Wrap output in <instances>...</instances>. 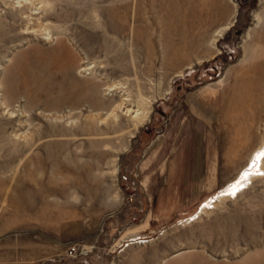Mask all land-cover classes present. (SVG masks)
Here are the masks:
<instances>
[{
    "label": "rangeland",
    "instance_id": "obj_1",
    "mask_svg": "<svg viewBox=\"0 0 264 264\" xmlns=\"http://www.w3.org/2000/svg\"><path fill=\"white\" fill-rule=\"evenodd\" d=\"M190 3L0 0V264H264V0ZM58 39L103 123L86 85L58 103Z\"/></svg>",
    "mask_w": 264,
    "mask_h": 264
},
{
    "label": "bare ground",
    "instance_id": "obj_2",
    "mask_svg": "<svg viewBox=\"0 0 264 264\" xmlns=\"http://www.w3.org/2000/svg\"><path fill=\"white\" fill-rule=\"evenodd\" d=\"M171 1V0H170ZM191 0H186V3H189L190 5H191ZM182 5V4H181ZM173 8V7H172ZM185 14V13H184ZM194 14V13H193ZM184 16V15H183ZM183 16H181V17H183ZM187 16V15H186ZM195 16V15H194ZM141 17V16H140ZM189 17V16H188ZM195 18V17H194ZM141 19V18H140ZM261 19H262V17H260V15H258V18H257V21H258V24H260V21H261ZM141 21V20H140ZM139 21V22H140ZM178 21V20H177ZM142 23V22H141ZM205 23V22H204ZM140 24V23H139ZM138 24V25H139ZM150 24V23H149ZM192 24H195L194 22L192 23ZM151 25V24H150ZM189 25V24H188ZM121 26V25H120ZM182 26H183V24H182ZM122 27H124V26H122ZM151 28V27H150ZM228 28V25H225L224 27H222L221 29H219V30H217L216 32H215V36H218V37H220L222 34H223V32H224V30H226ZM187 30V29H186ZM189 30V29H188ZM192 30V29H191ZM180 31V30H179ZM179 31H176V32H179ZM174 32V31H173ZM180 33V32H179ZM147 34V33H146ZM184 35V34H183ZM187 37V36H186ZM136 40V39H135ZM144 40V39H143ZM147 40V39H146ZM150 40V39H149ZM173 40V39H172ZM153 42H155V41H153ZM214 43V42H213ZM154 45V44H153ZM173 45V44H172ZM169 46V45H168ZM191 46V45H190ZM145 47V46H144ZM41 48V47H40ZM177 48H179V47H177ZM250 47H249V45L248 44H246L245 46H244V52H245V54L246 53H248L249 52V49ZM105 49V48H104ZM147 49H148V47H147ZM35 50H37V49H35ZM184 51V50H183ZM37 52V54H43V55H47V57H46V61L45 62H47L50 66H51V68H54L56 71H58L59 73H62V75L64 76V77H66V79H68V81H69V83H67L65 86H64V88H60L59 87V90L61 91V92H64V91H68V93H70V92H74V90L76 91V98H75V100L74 101H66V100H62L61 102H58L59 104H62V103H64L65 105H67L69 108H70V111H73L74 109H77V105H80L81 103H83V102H85V101H83V97H82V95H81V92H80V89H78V87L79 86H82V85H86L87 86V88H89V96H88V98H89V102H88V104H89V107H94V108H92L93 110H95V107H96V109H98V111L99 110H106V112H105V118H101V120H100V122L99 123H103V121L107 118V116H109V115H111V113H113V112H115L114 111V109H116L117 108V110H119L120 108H121V106H122V102L120 103V104H118V105H114V109H113V111H112V109H111V112H108V111H110V110H108V109H110L113 105H112V103H113V99H108V100H104L103 99V96H101L102 94H101V91H100V89H99V87L101 86V84H103L104 83V78H105V76L103 77V75L101 74L100 76H97L96 78H94V79H91V81H82L81 79H77L76 77H73V71H74V69H75V67H77V73H76V75L77 76H80V75H85V73H86V75H93V72L94 71H90V69H89V65H87L86 67H85V65H80V60L78 59V56L73 52V50L67 45V43L63 40V39H58L57 41H56V43H55V45L53 46V47H51V48H48V49H45V50H37L36 51ZM32 53H34V52H32ZM151 56V55H150ZM23 57V56H22ZM114 57H116V56H114ZM152 57V56H151ZM24 58V57H23ZM39 58V57H38ZM147 58V57H146ZM149 58V57H148ZM147 60V59H146ZM151 60V59H150ZM20 61V60H19ZM39 61V60H38ZM111 61V60H110ZM42 62V61H41ZM263 65V64H262ZM84 66V67H83ZM91 68V67H90ZM262 70V69H261ZM263 70H264V66H263ZM15 72L17 73V75L19 76V78L22 80V82H23V84H26L25 86L26 87H28L29 86V84L31 83V82H34L35 80L37 81V79L39 78L38 76H37V74L36 75H33V68H32V66H31V64H29L28 62H25V63H22L21 64V62L20 63H18V64H16V66H15ZM87 72H89L88 74H87ZM111 72L113 73L114 72V74L115 73H117V70L115 69V68H113V69H111ZM263 73L261 74V77H262V79H263V81H264V71H262ZM56 74V73H55ZM4 77V76H3ZM81 77V76H80ZM9 80V79H8ZM35 81V82H36ZM30 82V83H29ZM41 83V82H40ZM14 84L15 83H12L11 81H7V80H3V81H1L0 82V91H1V101L2 102H4V101H6V99L7 98H10L12 95H14L15 94V92L16 91H14L13 92V90H14ZM264 85V84H263ZM17 87V86H16ZM112 87V86H111ZM261 87V86H260ZM114 88V87H113ZM260 89V88H259ZM109 90H110V88H109ZM252 92V91H251ZM53 93V92H52ZM30 95H32V92L30 91V93H29ZM42 94V93H41ZM71 94V93H70ZM252 94V93H251ZM29 95V96H30ZM64 97H66L65 95H64ZM253 97V96H252ZM62 98V97H61ZM67 98V97H66ZM64 99V98H63ZM73 99V98H72ZM250 99V97H248V104H253V100L251 101V100H249ZM122 101H128V99L127 98H124V99H122ZM254 101H255V99H254ZM257 101V100H256ZM261 101H264V98H262V100ZM71 103V104H68V103ZM241 102V101H240ZM252 102V103H251ZM255 103V102H254ZM260 103V102H259ZM3 104V103H2ZM55 104V103H54ZM57 104V103H56ZM95 105V106H93V105ZM125 104V103H124ZM129 105V104H128ZM55 106V105H54ZM243 106V105H242ZM257 107V106H256ZM233 108L234 109H236V108H239V106L237 105V104H235V105H233ZM262 108V107H261ZM240 109V108H239ZM129 111H131L130 109H126V112H129ZM135 114V113H134ZM261 118H259V116H258V121H261L262 123H263V125H264V113H262L261 115ZM145 118V116H142V118L140 119V121H139V123L141 124V122L143 121V119ZM250 118V117H249ZM255 121V120H254ZM257 121V122H258ZM251 122H253V120H251ZM137 126V125H136ZM93 127V126H92ZM241 128L242 127H240L239 129H238V134H240L241 136H243V130L242 131H240L241 130ZM95 132H98V128L97 127H95ZM94 132V133H95ZM258 133V132H257ZM256 135V134H255ZM254 135V136H255ZM245 142H243V144H244ZM243 147V146H242ZM264 147V146H263ZM262 147V148H263ZM262 148H260V149H258L256 152H255V154H256V156L255 157H252V159H251V161L250 162H256L255 160H258V158H259V156L261 155V152H260V150L262 149ZM260 159V158H259ZM262 162V160L260 161V163ZM113 167V166H112ZM117 168L115 167V169H114V171H117L116 170ZM113 171V170H112ZM113 171V172H114ZM247 171V172H246ZM243 172H245L244 174V176H247L248 175V173H249V171H248V169L246 168V169H244L243 171H242V173ZM115 173V172H114ZM112 174V173H111ZM236 187V186H235Z\"/></svg>",
    "mask_w": 264,
    "mask_h": 264
},
{
    "label": "crops",
    "instance_id": "obj_3",
    "mask_svg": "<svg viewBox=\"0 0 264 264\" xmlns=\"http://www.w3.org/2000/svg\"><path fill=\"white\" fill-rule=\"evenodd\" d=\"M239 146V145H238Z\"/></svg>",
    "mask_w": 264,
    "mask_h": 264
}]
</instances>
